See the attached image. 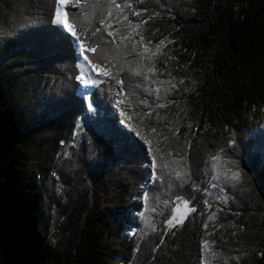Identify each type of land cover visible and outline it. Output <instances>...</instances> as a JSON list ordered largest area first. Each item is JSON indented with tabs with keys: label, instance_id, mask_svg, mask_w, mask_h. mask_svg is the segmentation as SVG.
<instances>
[{
	"label": "trees",
	"instance_id": "trees-1",
	"mask_svg": "<svg viewBox=\"0 0 264 264\" xmlns=\"http://www.w3.org/2000/svg\"><path fill=\"white\" fill-rule=\"evenodd\" d=\"M58 2L0 0V264H264V0Z\"/></svg>",
	"mask_w": 264,
	"mask_h": 264
},
{
	"label": "snow or ice",
	"instance_id": "snow-or-ice-1",
	"mask_svg": "<svg viewBox=\"0 0 264 264\" xmlns=\"http://www.w3.org/2000/svg\"><path fill=\"white\" fill-rule=\"evenodd\" d=\"M59 2H60V5H61V6H65V5H67V4L69 3V0H59ZM113 6H114L116 9H120V8H121V5L118 4V3H116V0H110V3L108 4V15H111V11H112V7H113ZM124 7H131V5H130V4H125ZM134 14L137 15V16L140 15L139 12H135ZM55 15H56V22H57L58 24L64 25L65 30L70 31L71 34L76 38V40H80V36H78V35L76 34L75 30H74L69 24H67V23L65 22V20H66V18H67V16H68V13H67V12H64L63 9L61 8V9H59V10L56 11V14H55ZM124 20H127V16L124 17ZM145 23H146V21H145ZM100 24L103 25V24H104V20H101V21H100ZM108 27L110 28L111 25L109 24ZM130 27H132V28H139L140 25H132V24H130ZM99 31H100V28H97V29H96V32H99ZM93 35H95V33H93ZM108 35H109V36H112V32H108ZM163 44H164V41L161 40V41L159 42V45H163ZM159 45H157V52L160 51ZM132 49H133V51L136 50V45H135V44L132 45ZM86 50H87V49L85 48L84 43L81 42V44H80V46H79V53H80V55L84 56V60L87 61L88 64L91 65V67H92L93 69H95V68L97 67V65H93L92 62L88 59V56L84 55V53H85ZM90 50H91L92 52H96V51H97L96 47H92ZM146 51H147V48L145 49V52H146ZM137 55L143 57V56H144V53H143V52H140V53H137ZM149 59H151V57H149ZM122 70H123V69H121V71H122ZM128 70H129V72H130L131 74H133V75H135V76H142V75H144V73L141 71V68H140L139 66H138L137 68H135V69L129 68ZM147 72H148V73H152L153 75H155L154 65H153L152 67H149V68L147 69ZM98 74H103V75H105V76H108V75H109L108 72H102V73H98ZM117 82H118V83H121V84L123 83L122 81H119V80H118ZM173 87H175V85H173ZM157 91H158V90H157ZM117 103H122V101H119V100H118ZM160 107H163V105H160ZM153 131H155V129H153ZM145 143H150V142L145 138ZM149 150L152 151L151 146H150ZM155 160H156V157L153 156V167H155ZM184 175H187V169H185V170L183 171V175H182V172H181V171H175V177H176L177 179H183V176H184ZM240 177H241V174H240L239 172H233L231 178H232L233 180L238 181V180H240ZM183 207H184L185 209H188V208H189V205H188L187 203H184V204H183ZM180 211H181L180 207L177 206V207L175 208V213L178 214V213H180ZM191 211H195V209L192 208ZM183 219H184V217H182V216H181L179 219H177V216H176V215H173L172 218L168 220L167 225H168V227L171 229V228L175 227V224H177V223H178V224H182V223H183ZM209 219L212 220V219H214V217H209ZM174 222H175V223H174ZM153 230H155V229H153ZM204 247L207 249V248H208V244L206 243V244L204 245ZM225 264H227V262H225Z\"/></svg>",
	"mask_w": 264,
	"mask_h": 264
},
{
	"label": "rangeland",
	"instance_id": "rangeland-1",
	"mask_svg": "<svg viewBox=\"0 0 264 264\" xmlns=\"http://www.w3.org/2000/svg\"><path fill=\"white\" fill-rule=\"evenodd\" d=\"M61 8L63 9V6H61L60 2H58L57 10ZM62 26L64 27V25ZM76 46L78 48V45ZM78 68L80 71V75H79V86H78L77 94L83 98L86 92L87 91L89 92L88 90L89 88H91L93 85H96L98 82H100L103 79L104 75L98 73H102L104 72V70H100L98 68L93 69L91 65H89L88 62L84 60V57L80 55V53L78 56Z\"/></svg>",
	"mask_w": 264,
	"mask_h": 264
}]
</instances>
